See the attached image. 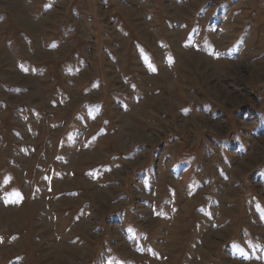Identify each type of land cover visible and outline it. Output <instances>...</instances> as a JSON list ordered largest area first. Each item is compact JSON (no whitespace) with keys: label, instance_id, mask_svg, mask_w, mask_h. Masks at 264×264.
Here are the masks:
<instances>
[{"label":"rangeland","instance_id":"1","mask_svg":"<svg viewBox=\"0 0 264 264\" xmlns=\"http://www.w3.org/2000/svg\"><path fill=\"white\" fill-rule=\"evenodd\" d=\"M0 264H264V0H0Z\"/></svg>","mask_w":264,"mask_h":264}]
</instances>
